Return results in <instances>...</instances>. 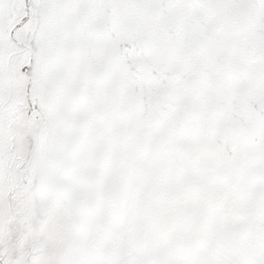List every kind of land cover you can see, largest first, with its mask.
I'll use <instances>...</instances> for the list:
<instances>
[{
    "label": "snow or ice",
    "instance_id": "obj_1",
    "mask_svg": "<svg viewBox=\"0 0 264 264\" xmlns=\"http://www.w3.org/2000/svg\"><path fill=\"white\" fill-rule=\"evenodd\" d=\"M0 264H264V0H0Z\"/></svg>",
    "mask_w": 264,
    "mask_h": 264
}]
</instances>
